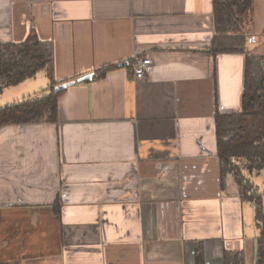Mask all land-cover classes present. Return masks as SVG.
<instances>
[{"label":"crops","instance_id":"obj_1","mask_svg":"<svg viewBox=\"0 0 264 264\" xmlns=\"http://www.w3.org/2000/svg\"><path fill=\"white\" fill-rule=\"evenodd\" d=\"M30 37L53 60L0 107L74 83L57 122L0 128V264H257L255 202L222 178L216 132L248 66L209 52L214 0H0V44Z\"/></svg>","mask_w":264,"mask_h":264},{"label":"trees","instance_id":"obj_2","mask_svg":"<svg viewBox=\"0 0 264 264\" xmlns=\"http://www.w3.org/2000/svg\"><path fill=\"white\" fill-rule=\"evenodd\" d=\"M255 0H214L216 37L209 52L242 53L247 70L242 96V111L216 114L217 151L222 178L231 175L241 194L255 202L258 239V261L264 264L263 195L253 178L264 171V56L248 49L247 35L242 31L246 15ZM53 60L48 44L30 37L20 44H0V92L34 78ZM106 70H109L106 68ZM48 95L30 98L0 107V128L8 125H28L57 122L58 99L62 91L51 87ZM254 185V187H253ZM257 193V196L251 194Z\"/></svg>","mask_w":264,"mask_h":264},{"label":"rangeland","instance_id":"obj_3","mask_svg":"<svg viewBox=\"0 0 264 264\" xmlns=\"http://www.w3.org/2000/svg\"><path fill=\"white\" fill-rule=\"evenodd\" d=\"M260 15H264V0H257L256 5L252 7V9L248 12L246 15L244 21L242 22V31L247 35V38L249 41H253L254 46L261 47L260 52L264 55V19H258L260 18ZM49 92V90H48ZM50 93V92H49ZM40 97L42 94H38ZM7 97V95H4ZM260 178V181H264V172L263 174L258 177ZM254 187V185H253ZM260 190H264V182L262 184V188ZM251 194L254 196H257L258 194L254 191H251ZM264 197V194H263Z\"/></svg>","mask_w":264,"mask_h":264},{"label":"built area","instance_id":"obj_4","mask_svg":"<svg viewBox=\"0 0 264 264\" xmlns=\"http://www.w3.org/2000/svg\"><path fill=\"white\" fill-rule=\"evenodd\" d=\"M153 61L150 57H136L134 62L131 64L132 76L134 79H143L146 77L150 66ZM95 78H99L98 75Z\"/></svg>","mask_w":264,"mask_h":264},{"label":"water","instance_id":"obj_5","mask_svg":"<svg viewBox=\"0 0 264 264\" xmlns=\"http://www.w3.org/2000/svg\"><path fill=\"white\" fill-rule=\"evenodd\" d=\"M123 65H126V63H124ZM93 78V75L89 74L88 76H84L82 78H80L79 80H85V79H92ZM74 81H70V82H66V83H63L57 87H55L56 91H63L64 89L68 88V86H70L71 84H73Z\"/></svg>","mask_w":264,"mask_h":264}]
</instances>
